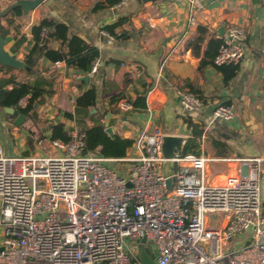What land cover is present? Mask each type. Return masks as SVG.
Listing matches in <instances>:
<instances>
[{
	"label": "built area",
	"instance_id": "2783aa9c",
	"mask_svg": "<svg viewBox=\"0 0 264 264\" xmlns=\"http://www.w3.org/2000/svg\"><path fill=\"white\" fill-rule=\"evenodd\" d=\"M221 39L214 66L239 65L246 31L231 26ZM100 66L95 60L91 75ZM179 96L186 112L203 109L192 92ZM118 109L133 107L120 101ZM213 116L231 121L234 111L218 106ZM70 136V143L51 139L49 151L39 140L43 152L27 156L8 157L0 144V264H133L125 240L139 247L144 238L156 264H264L263 159L176 154L169 190L160 129L140 138L132 160L88 153L85 133ZM219 161L240 165L223 183L209 172ZM115 162L133 166L123 177Z\"/></svg>",
	"mask_w": 264,
	"mask_h": 264
},
{
	"label": "crops",
	"instance_id": "0c3cea01",
	"mask_svg": "<svg viewBox=\"0 0 264 264\" xmlns=\"http://www.w3.org/2000/svg\"><path fill=\"white\" fill-rule=\"evenodd\" d=\"M23 1L0 0V16L15 6L22 8V16L16 19L14 29L4 24L5 38L10 39L4 51L20 66L0 65V86L12 89L14 84H40L46 92L41 102L34 104L38 120L43 116L46 123L42 127V133L49 141L44 144L46 149L52 139L53 127L64 120L66 103L74 113L78 96L95 87L100 112L105 108L117 112L113 114L117 118H112L109 124L114 134L136 141L124 159L138 158L141 154L138 141L154 129H160L165 135L191 138L192 132L184 121L186 115L205 130L199 140L200 153L192 154L211 159H264L254 142L264 134V0H45L31 9L21 6ZM111 1L118 2L111 5ZM191 17H195V25L190 23ZM45 18L67 26L69 39L77 37L98 50L101 66L95 75H91V71L86 74L69 67L65 62L54 63L46 57H42L34 68L25 65L32 28ZM115 23L119 24L114 28L113 36L105 28ZM199 26L206 27L209 36L214 38H219L218 31L231 26L240 27L247 33L239 72L228 86L224 85L223 75L214 65L198 70L201 58L193 55L191 43ZM22 37L26 42L20 44ZM206 44L207 41L202 45L201 55ZM50 45L55 50L61 49L58 41H51ZM72 89L76 97L64 101L63 96ZM181 92L198 96L203 109L186 112L180 102ZM119 94L133 100L138 95L144 96L147 110L118 113L119 103L114 106L110 100ZM127 98L121 101H127ZM229 101L234 119H215L214 108L229 106L225 105ZM11 115H17L18 120L12 132L14 153L10 156L43 152L38 142L44 138L38 136L37 129H31L34 126L31 119L0 109L1 127L9 128ZM88 118L91 119L86 121L87 118L77 115L76 120L64 121L71 141V133L84 134L85 128L93 127V118ZM161 120L163 124L158 125ZM103 122L105 124V120ZM163 127L168 132H164ZM221 141L226 143V148L218 147ZM204 142L210 145L209 154L203 150ZM0 144L2 147L1 139ZM214 164L222 169L221 173H213ZM239 166L236 162H212L209 172L216 183H221L236 173ZM263 181L264 176L262 189ZM262 214L264 217L263 210ZM135 249L131 250V255ZM153 251L155 253L154 247Z\"/></svg>",
	"mask_w": 264,
	"mask_h": 264
},
{
	"label": "trees",
	"instance_id": "16d2710c",
	"mask_svg": "<svg viewBox=\"0 0 264 264\" xmlns=\"http://www.w3.org/2000/svg\"><path fill=\"white\" fill-rule=\"evenodd\" d=\"M118 1L109 2L111 5ZM22 16V8L15 7L0 17V35L5 38L4 24L9 29L16 27V19ZM119 23L105 28L108 32L114 35V28ZM118 38V37H116ZM51 41H58L61 43V49L55 50L51 47ZM207 41L206 48L201 55L202 45ZM26 42L22 37L20 44ZM223 39L209 36V31L204 26H199L194 41L191 43L193 55L200 57L201 61L198 70L213 66L214 59ZM42 57H46L54 63L65 62L67 66L73 67L86 74L90 73L93 63L99 58L98 50L86 44L81 39L74 37L68 38V27L62 24H56L51 19H43L38 26L32 28V39L29 47L25 51L24 63L30 68H34ZM239 65H230L217 67V70L223 75V82L228 86L237 76L239 72ZM83 83L85 80L82 81ZM45 91L41 89L40 84L31 86L27 84H14L12 89H6L0 86V109H14V114L20 113L23 116L36 122L38 120L37 113L34 108L36 102H41ZM127 98L123 94L116 95L111 98V105H117L122 99ZM27 99V105L24 108L20 107V102ZM127 102L132 105L134 112H145L147 110V102L144 96L138 95L135 100L127 98ZM229 101L225 105H231ZM95 110V113L92 111ZM116 114L113 109H104L103 112L97 108V91L95 87L83 91L75 102V112H65L63 122H59L53 127L52 139L60 140L64 143H70L71 138L66 131V120H76V116L84 118L92 117L94 125L91 128H85V144L86 152L100 155L108 159H123L127 157V152L131 149L136 141L134 139L123 138L117 134L111 137L106 133V126L104 120L108 113ZM187 128L191 130L192 137L186 142L183 154H199L200 143L199 140L205 134L204 128L196 125L189 116L184 117ZM218 147L226 148L224 142H218Z\"/></svg>",
	"mask_w": 264,
	"mask_h": 264
},
{
	"label": "rangeland",
	"instance_id": "374dc122",
	"mask_svg": "<svg viewBox=\"0 0 264 264\" xmlns=\"http://www.w3.org/2000/svg\"><path fill=\"white\" fill-rule=\"evenodd\" d=\"M71 96L76 97L75 90L74 89H72V91H70L69 93H67L66 95L63 96L64 101L65 100L67 101L68 100V97H71ZM42 103H44V101H42ZM66 107H67V109H64V110L66 112H71L70 111L71 109L69 107V103H66ZM74 112H75V110H74ZM118 113H122V112L118 111ZM42 119H43V116H40V119L38 121L32 123L34 126H31V124H28L27 126L28 127L31 126L32 127L31 129L32 130H36L37 129L38 130V132H37L38 136L44 138L43 139L44 144L47 145V143L49 141H48V139H46L44 137V133H42V127H45L46 126V123L43 122ZM89 119H91V118H87L86 121H89ZM17 120H18L17 115H11L10 116V119L8 121V124L9 125L7 126V127H9L8 128L9 130L2 128L1 127V122H0V139H1V143H2V147H3L4 153L8 157L10 155H12V153H14V151H13L14 150V146L12 145L11 138H13L12 137V132L14 130L13 129L14 126H17L16 125V121ZM113 123L114 122H112V124ZM161 124H163L162 120L160 121V123L158 125H161ZM163 131L164 132H168V130L165 127H163ZM242 131H244V130L241 128L240 129V132H242ZM244 133H245V131L242 132L241 134L244 135ZM254 142H256V145L260 149V153H261L260 157H264V134H261L258 138H256L254 140ZM204 143L205 144L203 146L204 147L203 150H204V152L206 154H209L210 153V145L207 142H204ZM47 150L49 151L50 149L47 148L45 151H47ZM55 155H62V154L60 152H57ZM135 155L136 156H139L138 153H135ZM240 157H244V156H240ZM248 159H253V158H248ZM259 159H261V158H259ZM263 161H264V159H263ZM132 166H133L132 164H128V163L127 164H122V163H118V162L113 163V169L117 173H119L120 175H122L123 177L128 175V172L132 168ZM263 166H264V162H263ZM212 170H213V173L214 174H219V173L222 172V169L219 166L215 165V164L212 166ZM263 176H264V174H263ZM262 210H263V213H264V181H263V189H262ZM210 217H211V215H210ZM215 222H216V225L220 223L219 221H215ZM125 248H126V251L129 254H130V252H131V250L133 248H136L135 249V252H134V255L133 254L132 255L130 254V256H131V258L133 260V264H141L140 257H139V253H138V243H134V242L126 239L125 240ZM146 252H147V254L150 257H152L154 260H156V254L153 251V244L151 242H147V244H146Z\"/></svg>",
	"mask_w": 264,
	"mask_h": 264
},
{
	"label": "water",
	"instance_id": "95a60500",
	"mask_svg": "<svg viewBox=\"0 0 264 264\" xmlns=\"http://www.w3.org/2000/svg\"><path fill=\"white\" fill-rule=\"evenodd\" d=\"M45 0H24L21 2V6H23L25 9H31L34 7L39 6L41 3H43ZM19 7V6H15ZM13 7V8H15ZM12 8V9H13ZM8 12V11H7ZM6 13V12H5ZM3 13V15L5 14ZM1 17V16H0ZM226 29H221L218 31V37L223 38L225 35ZM9 38H3L0 35V65L7 66V67H18L20 66V63L17 62L15 59L10 57L5 51L4 46L7 42H9ZM87 80V77H86ZM8 113H14L13 109H5ZM112 118H117V116L113 115L112 113H108L105 118V126H106V133H108L111 137H114L113 129L109 126L110 121ZM187 142L186 137L181 136H172V135H165L164 137V144H163V153L164 157L167 159V161L164 163L163 171L164 175L167 179V186L168 189L171 190L172 188V179L170 178L173 172L174 165L171 161L175 157L176 154L181 155L183 153V148ZM113 166V163H111ZM147 243L146 238H144L141 241V244L138 247V253L140 257L141 264H156L155 260L150 257L145 249V245ZM222 262L225 264H228L227 258L222 259Z\"/></svg>",
	"mask_w": 264,
	"mask_h": 264
},
{
	"label": "bare ground",
	"instance_id": "6f19581e",
	"mask_svg": "<svg viewBox=\"0 0 264 264\" xmlns=\"http://www.w3.org/2000/svg\"><path fill=\"white\" fill-rule=\"evenodd\" d=\"M221 183H223V182H221Z\"/></svg>",
	"mask_w": 264,
	"mask_h": 264
}]
</instances>
